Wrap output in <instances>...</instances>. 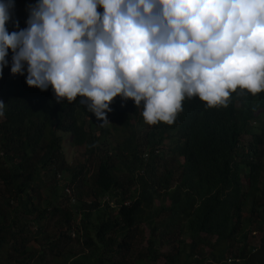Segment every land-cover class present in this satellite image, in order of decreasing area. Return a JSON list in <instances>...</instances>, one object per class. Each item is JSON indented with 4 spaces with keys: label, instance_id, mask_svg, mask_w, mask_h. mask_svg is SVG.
Wrapping results in <instances>:
<instances>
[{
    "label": "trees",
    "instance_id": "obj_1",
    "mask_svg": "<svg viewBox=\"0 0 264 264\" xmlns=\"http://www.w3.org/2000/svg\"><path fill=\"white\" fill-rule=\"evenodd\" d=\"M27 4L14 0L19 28ZM0 102V264H264V90L186 97L143 129L130 98L102 123L5 66Z\"/></svg>",
    "mask_w": 264,
    "mask_h": 264
},
{
    "label": "clouds",
    "instance_id": "obj_2",
    "mask_svg": "<svg viewBox=\"0 0 264 264\" xmlns=\"http://www.w3.org/2000/svg\"><path fill=\"white\" fill-rule=\"evenodd\" d=\"M13 7L0 0V73L57 102L79 96L102 123L117 95L171 125L186 97L213 107L264 90V0H35L23 28Z\"/></svg>",
    "mask_w": 264,
    "mask_h": 264
},
{
    "label": "rangeland",
    "instance_id": "obj_3",
    "mask_svg": "<svg viewBox=\"0 0 264 264\" xmlns=\"http://www.w3.org/2000/svg\"><path fill=\"white\" fill-rule=\"evenodd\" d=\"M34 3H35V0H28L27 7ZM146 124L147 123L144 121L142 124L143 129H147V127H145ZM62 146H63V152L65 155V158L69 163H71L72 165H75V164L83 162L82 157H81V153L84 151L83 146L72 145L68 137L64 138Z\"/></svg>",
    "mask_w": 264,
    "mask_h": 264
},
{
    "label": "built area",
    "instance_id": "obj_4",
    "mask_svg": "<svg viewBox=\"0 0 264 264\" xmlns=\"http://www.w3.org/2000/svg\"><path fill=\"white\" fill-rule=\"evenodd\" d=\"M64 192L66 193V195H68L70 197L71 201H74V197H73V194H72V189L69 186H66L64 188ZM124 203H127V201H124Z\"/></svg>",
    "mask_w": 264,
    "mask_h": 264
}]
</instances>
